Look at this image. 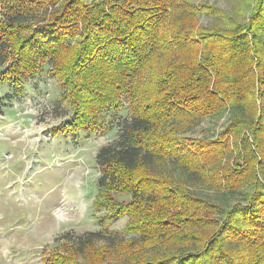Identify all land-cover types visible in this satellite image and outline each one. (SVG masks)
<instances>
[{"label": "trees", "instance_id": "16d2710c", "mask_svg": "<svg viewBox=\"0 0 264 264\" xmlns=\"http://www.w3.org/2000/svg\"><path fill=\"white\" fill-rule=\"evenodd\" d=\"M65 41L78 48L74 71L49 61L73 84L86 78L95 118L123 96L130 104L97 153L100 186L130 195L125 202L106 193L111 211L137 215L127 232L141 224L135 239L152 247L147 256L140 245L126 264H264V0L230 10L194 0H0V82L15 92L33 74L25 54ZM10 97L0 95V112ZM226 114L215 137L187 135ZM166 163L178 174L163 171ZM206 182L239 200L207 202L191 189Z\"/></svg>", "mask_w": 264, "mask_h": 264}, {"label": "rangeland", "instance_id": "374dc122", "mask_svg": "<svg viewBox=\"0 0 264 264\" xmlns=\"http://www.w3.org/2000/svg\"><path fill=\"white\" fill-rule=\"evenodd\" d=\"M194 1H209L228 10L238 2ZM68 45L69 41L46 45L45 55L28 51L25 57L33 74L22 81L21 91L0 82V95L11 96L0 112V264H126L140 245L141 254H151L149 239H135L141 224L127 232L137 215L120 206L117 217L109 207L111 199L128 202L130 195L107 192L99 184L97 153L116 137L119 122L131 114L129 101L123 96L120 107L100 111L95 118L98 106L83 88L86 78L73 84L71 73H56L49 61L50 55L56 56L60 69L74 71L78 48L68 50ZM78 76L84 77L80 71ZM228 119V114L219 120L208 118L186 133L213 138ZM162 169L178 174L173 163ZM191 189L207 202L224 205L240 196L217 192L209 182ZM193 207L202 210L198 203ZM146 210L140 203L139 215L146 217ZM209 213L204 217L220 220ZM90 232L101 236L78 245L77 240L87 239Z\"/></svg>", "mask_w": 264, "mask_h": 264}]
</instances>
